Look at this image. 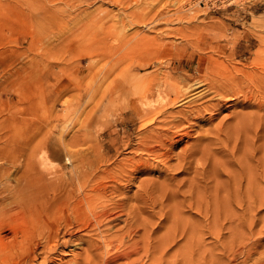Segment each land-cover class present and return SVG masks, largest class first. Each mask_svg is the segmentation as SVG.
<instances>
[{
  "label": "rangeland",
  "instance_id": "obj_1",
  "mask_svg": "<svg viewBox=\"0 0 264 264\" xmlns=\"http://www.w3.org/2000/svg\"><path fill=\"white\" fill-rule=\"evenodd\" d=\"M1 1L8 2L9 0ZM192 1L194 0H35V18L37 22L32 32L27 30L24 22H20L21 19L14 14L12 9H5L0 12L1 51H4L0 94V114L2 115L0 120L1 123L3 122L1 137L3 144L1 142L0 147L1 149L5 148L7 151L9 148L7 142L11 141V136L18 137L17 141H19V145L21 144L19 147H22V149L17 154L20 155L22 153L24 156L20 155V168L16 170V172H19L14 173L16 175L15 178H17L22 173V163L27 156H33L37 153V150L39 151V148L40 150L44 149V145L46 146H44L45 150L48 149L47 151L51 152L49 156L56 162V168L61 169L65 166V153L60 145L61 141L65 140L64 143H67L72 135L77 139L94 140L92 141L93 144L91 142L93 146L89 150L86 147L80 148H83L86 153L95 150L97 155L99 154L98 147L96 149L95 145L97 143L99 146L104 144L105 153L109 157L110 162L108 166H103L101 170L106 168V171L114 172L113 175L115 177L123 172L126 175L119 180L117 179L118 176L116 177V184L119 187L123 185L120 188V193L124 192L122 193L123 195L117 192V197H115V194L110 193L107 196H114L111 198H114L115 201H118L119 197V199H123V196H125V199L127 197L126 200L124 199L125 201L117 202L121 206L116 205L117 209L115 211L121 215L112 224L113 227L117 224L115 228L109 226L112 231L109 230L108 236L113 237L114 234L116 237V234H121L120 236L126 238L129 228H126L128 225H126L127 223L124 220L128 219L130 221L133 219V221H130L133 223L135 218H138L137 222L131 224L134 225L135 238H133V233L135 232L131 233L133 241L130 240V242L132 241L129 243L130 246L126 244L118 248V250L120 252L130 251L138 249L140 246L139 254H136V256L132 255L130 260H119L111 264H124V262L127 263L129 261L132 264H162V260L165 264H183L181 257L175 258L174 256L176 253L183 251L185 238L180 236V232L177 235V248L170 250L174 253H172L173 255H165L166 258L170 256L169 259H166V262L165 257L161 258L162 249L158 250L164 239L163 237L167 235L166 233L171 226L175 225L174 220L176 221V219V224L180 227L177 231L183 227V224L186 226L185 224L188 223L187 225L191 229L190 232L193 231V233L191 232L192 238L194 235L196 241L193 240L195 248L193 247L192 258L188 259L187 264H191V262H193L192 264H220L232 259L233 254H235L236 258L230 264H241L242 259L245 258L247 247L251 244L257 246V252L250 257L247 263L254 264L259 257V253L264 252V206L257 204L256 209L251 211L256 218L250 214L249 208L251 207L248 206L251 201L256 200V203H258L257 201L264 197V195H261V192H264V186H262L264 185V75H262L264 71H261L264 68V59H262L264 58V0H227L226 2L207 3L205 6L199 4L197 7L196 5H191ZM135 76L149 78L151 81L147 79L146 82L149 83L150 81L151 84H153V79H155L154 82L156 80L160 81L164 76L161 81L167 79L172 85H179V88L191 85V82L193 84L196 80L204 79L205 82L211 83L210 90L215 89L207 91L200 99H192L189 102L183 101L182 103L185 106L182 103L174 106L170 104V106L172 105L171 107L167 105L166 107L169 108H167L165 115L162 114L158 119H162L164 116L168 118L166 119L170 122L168 127L160 128L159 123V126L156 124L158 127L156 125H152V127L142 126L148 120L147 118L138 117L130 109L124 110L122 113L115 111L116 101H119V104L121 97H114V100H110L112 96L111 90L116 91L117 84L121 81L123 84L127 77L133 78ZM150 83L144 84V86L147 85L146 88L148 89ZM250 83L251 85H249ZM155 87L156 85L153 88L155 89ZM216 90L224 93L225 96L224 94H214ZM245 90L246 93L244 92ZM236 91L239 93L235 94L236 96H232L233 92ZM157 93H153L154 95L148 92L141 93L143 96H145L144 94L146 96L149 94L147 96L149 101L155 102L151 103L152 106L145 109H160L159 107L162 104L160 102V104H157L156 102ZM110 94L111 96H109ZM208 103H210V106ZM174 108L178 110L179 116ZM171 110L174 111L172 112ZM135 115L136 117H134ZM181 116L183 117L181 118ZM12 117L16 120L13 127H11ZM87 120H89L88 123ZM172 124L171 130L170 126ZM150 129L157 136L158 134L162 135L163 138L162 143H156L157 145L155 143L151 144L152 142L149 141V145H156L153 148L154 151H152L153 149H148V147V151L145 150V145L149 142L146 143L144 138L151 133V131L149 132ZM168 130L169 132H167ZM144 132L145 134H143ZM139 135L145 136L140 137ZM111 137L112 139L116 138L119 142L122 138L121 140L127 142L129 146L127 149H122L119 145H110L109 140H111ZM141 140L146 144L143 143L142 145ZM250 144L252 149H249L251 148ZM139 147L144 149L145 152L140 151ZM99 148V151H101V147ZM209 148L212 150L209 152H212L211 154L213 155L207 152L209 155L205 157L206 150H209ZM76 149L78 150L79 148L77 147ZM247 151L249 152L247 153ZM204 153L205 155H203ZM218 154L219 156H217ZM244 154L248 156L246 157ZM6 155H9V153ZM92 155L93 153L90 154V156ZM90 156H87V158H90ZM198 158L202 159H200L201 162ZM237 158H240V161ZM256 160H259V162ZM241 167L242 170L244 167L245 171L249 170L247 174H256V180H258L256 185L254 182L253 188L257 187V190L258 186H260L258 191L249 187V183L246 182L245 178L246 172L242 171L243 177ZM248 167L254 171L252 170L251 172ZM69 169L63 171L70 175L71 168L69 167ZM114 170L119 172L115 173ZM237 170L240 173H237L238 175L236 174ZM228 173H232L233 176ZM215 175H218V178ZM235 176L240 178H236V181L235 178H232ZM246 177H250L249 174ZM241 178L242 180H240ZM239 180L242 184L239 183ZM13 181L14 179L9 183V186L7 184L6 186L14 187L16 183ZM142 181L143 183H141ZM234 181H236V187L237 184H240L237 189H242L237 192L233 190L234 193L236 192L235 196L233 191H231L236 189ZM107 182L110 185L111 180L110 182L107 180ZM145 182H147V185ZM114 184L113 182L112 185ZM245 184L248 185H246V189H253H250L253 192H249V198L245 195L247 194ZM6 186L2 185L1 187ZM143 187L147 189L144 191ZM243 187L246 190L245 194ZM254 190L261 195L260 198L259 196L257 197ZM141 191L144 193L147 191L146 194L148 195H144ZM174 191L176 192L175 194ZM229 192L232 197H224L229 195ZM238 194L241 195L238 196ZM251 194H254V197ZM189 197H192L193 200H189ZM137 198L138 200L140 198L139 201L141 202ZM223 198H226V200L230 198L226 203L231 206L233 214L235 212L238 217L240 215L243 216L240 218L246 221V223L244 222L245 228L249 226L251 217L254 218H252L255 221L252 225V235L248 227L247 230L242 227L240 231L241 229L248 231L249 233L245 232L248 236L245 235L244 231V234L241 231L245 238L231 239L230 230L228 229L229 227H234V225L230 223L229 219H226V221L223 219L224 215L222 213L224 212L225 214V210L222 207L224 206L219 205V202L224 200ZM245 198L247 201H245ZM144 199L147 200L145 201ZM198 200L202 201V207ZM218 200L219 202L216 204ZM238 200H242L241 204L243 206L237 205ZM212 201L218 206L217 209H223L224 211L218 210V212L220 211L219 213L215 211L216 213L213 212L214 215L212 211L213 209L216 210V208H213ZM144 202L147 203V206H144ZM186 202H190V204L192 202L193 204L190 206ZM122 203L125 205V209ZM131 205L135 207L134 210L136 207H141L136 209L139 215L136 214V210L134 211L132 210L133 208H130L132 207ZM245 205H247L248 210H244L245 208L243 207ZM108 207H111V205ZM126 207L132 211L130 210L129 212ZM205 209H208V213ZM123 210L125 211L124 213H122ZM127 210L129 213L126 212ZM130 214L135 215L134 218H131L130 216L132 215ZM218 214L220 215L219 218L222 217L219 219L222 222L220 221L219 223L224 224L220 240L214 237V232H217V230L212 231L214 222L210 223L212 216H214V221ZM140 221L144 226L141 225ZM124 223L125 225H123ZM119 226L123 228L120 230ZM175 226L177 227V225ZM143 227L144 229L146 228V232L143 231ZM118 229L121 232L125 229L127 231L125 230L126 233L122 234L123 232L121 233ZM142 231L146 233L143 236H141ZM110 232H113V234L111 235ZM81 234L84 235L85 233L81 232ZM92 235L90 237L89 234L84 235V237L87 236L86 240L83 237L86 244L83 242V245L78 246L79 248L76 247V250L73 251L77 253L66 256L58 264H72L71 261L74 258H79L80 254L82 256L84 252H87L86 255L94 253L89 255L90 260H92L90 264H94L95 260V262L98 261L97 264L100 263L99 261L102 262L104 257L100 254L101 251L90 248L92 246L91 241H96V237ZM183 236H186V234ZM145 239L146 241H144ZM217 240L219 243L223 241L225 243H218V245ZM229 240L231 242L235 241L236 247ZM227 242L228 244H226ZM132 243L133 245L131 246ZM134 245L136 246L133 247ZM232 246L234 247L232 249L237 250L230 249ZM147 248L148 250L150 248L149 253ZM98 251L100 252L98 253ZM232 252L235 253L232 254ZM213 257L218 260L213 261Z\"/></svg>",
  "mask_w": 264,
  "mask_h": 264
},
{
  "label": "bare ground",
  "instance_id": "obj_2",
  "mask_svg": "<svg viewBox=\"0 0 264 264\" xmlns=\"http://www.w3.org/2000/svg\"><path fill=\"white\" fill-rule=\"evenodd\" d=\"M219 1H223V2H226L227 0H194L192 1L191 5L193 4L194 6L196 5V7L199 5V4H203L205 6V4L207 3H211V2H219ZM145 5V4H144ZM5 9H12L14 14L17 15L18 18H20V22L23 23L26 25L27 27V30H29L30 32H32L34 30V27L36 25V18H35V0H9L8 2H2L0 0V12L5 10ZM177 12V11H176ZM175 13V12H174ZM178 15V13H177ZM182 15V14H181ZM173 17V16H172ZM181 17V16H180ZM122 22V21H121ZM180 22V21H179ZM195 29V28H194ZM123 30V29H122ZM122 32V31H121ZM168 32V31H167ZM255 32V31H254ZM171 33V32H170ZM173 33V32H172ZM257 33V32H256ZM255 33V34H256ZM248 34V33H247ZM253 35V34H252ZM129 36V35H128ZM254 36V35H253ZM256 36V35H255ZM131 37V36H130ZM135 37V36H134ZM185 38V37H184ZM257 38V37H256ZM17 39V38H15ZM126 39V38H125ZM198 40V39H197ZM138 41V40H137ZM117 43V42H116ZM128 43V42H127ZM195 44V43H194ZM193 44V45H194ZM117 45V44H116ZM198 47V46H197ZM249 47V46H248ZM2 50V47H1V35H0V94H1V86H2V80H1V71L3 70L2 69V66H3V60H2V57H3V52L1 51ZM197 50V49H196ZM203 51V50H201ZM208 51V50H207ZM118 53V52H117ZM209 54V53H208ZM207 54V55H208ZM212 54V53H211ZM5 55V54H4ZM206 55V54H205ZM219 55V54H218ZM6 56V55H5ZM213 56V55H212ZM221 56V55H220ZM156 59V58H155ZM223 59V58H222ZM253 59V58H252ZM264 59V58H262ZM6 60V59H5ZM154 60V59H153ZM157 60V59H156ZM261 60V59H260ZM206 61V60H205ZM253 61V60H252ZM8 63V62H7ZM153 63V62H152ZM221 63V62H220ZM241 63V62H240ZM260 63V62H258ZM144 64V63H143ZM148 64V63H147ZM146 64V65H147ZM210 64V63H209ZM229 64V63H228ZM251 64V63H250ZM5 65V64H4ZM145 65V64H144ZM168 65V64H167ZM231 65V63H230ZM252 65V64H251ZM250 65V66H251ZM149 66V65H148ZM212 66V65H211ZM255 66V65H254ZM196 67V66H195ZM217 67V66H216ZM242 67V66H241ZM247 67V66H246ZM258 67V66H257ZM250 68V67H249ZM158 69V68H157ZM212 69V68H211ZM234 69V68H233ZM244 69V68H243ZM258 69V68H257ZM260 69V68H259ZM159 70V69H158ZM157 70V71H158ZM248 70V69H247ZM252 70V69H251ZM160 71V70H159ZM209 71V70H208ZM258 71V70H257ZM261 71H264V68H262ZM211 72V71H210ZM238 72V71H237ZM159 73V72H158ZM162 73V72H161ZM164 73V72H163ZM169 73V72H168ZM206 73V72H205ZM212 73V72H211ZM235 73V72H234ZM165 74V73H164ZM237 74V73H236ZM3 75V74H2ZM136 75V74H134ZM162 75V74H161ZM209 75V74H207ZM264 75V74H262ZM133 76V75H132ZM205 76V75H204ZM213 76V75H212ZM128 77H131V76H128ZM126 79L125 83H119L116 85L117 89L116 91L115 90H111V94L109 96L110 97V100H114L113 98H119L121 97V102L118 104L119 101H116L117 105H116V109L115 111H120V113H122L124 110H128L130 109L131 111H133L134 113H136V115H138V117H143L144 119L147 118L148 120L142 124V126H151L152 125H158V123L160 124V128H163L165 126H169L170 125V122H168L164 115L166 113V110L167 108L169 107H166L167 105L170 106V104H172L173 106L175 104H178V103H182L183 101L184 102H189L191 101L192 99L196 100V99H200L202 98L205 93H207V91H212L210 90L211 88V83L210 82H205L204 79H199V80H196L194 81V83L192 84L191 82V85L189 84L188 86H185L182 88H179V85L178 86H175L172 85L167 79H163L162 77L160 81H155V79H153V84L150 83V79L149 78H146L144 76H135L133 78H128ZM149 77V76H148ZM152 77V76H150ZM3 78V77H2ZM5 78V77H4ZM156 78V77H155ZM160 78V77H159ZM150 80L149 83V88L147 89V85L144 86V84H149L148 82H146V80ZM174 79V78H173ZM176 79V78H175ZM182 79V78H181ZM238 79V78H236ZM179 80V78H178ZM15 81V79H14ZM17 81V80H16ZM118 81V80H116ZM120 81V80H119ZM118 81V82H119ZM210 81V80H209ZM117 82V83H118ZM182 82V81H181ZM229 82V81H228ZM246 82H248L246 80ZM189 83V82H188ZM115 84V83H114ZM180 84V83H179ZM218 84V83H217ZM227 84V83H226ZM253 84V83H252ZM156 85L155 89L153 88L154 86ZM169 85V86H168ZM184 85V84H183ZM239 85V84H238ZM251 85V83L249 84ZM213 86V85H212ZM233 86V85H232ZM241 86V85H239ZM181 87V85H180ZM217 87V86H215ZM235 87V86H234ZM251 87V86H250ZM114 88V86H113ZM228 88V87H227ZM238 88V87H237ZM247 88V87H245ZM115 89V88H114ZM184 89V90H183ZM209 89V90H208ZM219 90V89H217ZM214 93H218L219 95L221 94H224V93H220L219 91H217ZM239 90V89H238ZM115 91V92H114ZM148 92V93H157V104L160 102L162 105L161 107H159L160 109H148L150 106H152L151 103H155V102H152V101H149L148 99V95L146 96V94H144L145 96L141 95V93L143 92ZM230 91V90H229ZM231 92V91H230ZM246 93V90L244 91ZM243 92V94H244ZM212 93V94H213ZM239 93V92H238ZM237 91L236 92H233V95L232 96H236L237 94ZM217 94V95H218ZM236 94V95H235ZM242 94V93H241ZM14 95V94H13ZM154 95V94H153ZM171 95H173V97H171ZM229 95V94H228ZM231 95V94H230ZM143 96V97H142ZM151 96V95H150ZM213 96V95H212ZM225 96V94H224ZM222 96V97H224ZM244 96V95H242ZM192 97V98H191ZM207 97V96H206ZM219 97V96H218ZM245 97V96H244ZM112 98V99H111ZM154 98V97H153ZM209 98V97H208ZM207 98V99H208ZM228 98V97H227ZM226 98V99H227ZM235 98V97H234ZM238 98V97H237ZM148 99V100H147ZM152 99V98H151ZM155 99V98H154ZM206 99V100H207ZM255 99V98H254ZM117 100V99H115ZM213 100V99H212ZM216 100V99H215ZM246 100V99H245ZM1 101V100H0ZM110 101V102H111ZM155 101V100H154ZM211 102V100H210ZM1 103V102H0ZM159 103V104H160ZM3 104V103H2ZM1 104V105H2ZM183 104V103H182ZM207 104V102H206ZM210 103H208L209 105ZM154 105V104H153ZM171 105V106H172ZM184 105V104H183ZM207 105V106H208ZM216 105V104H215ZM160 106V105H159ZM170 106V107H171ZM185 106V105H184ZM187 106V105H186ZM196 106V105H195ZM210 106V105H209ZM146 107H148L147 109H145ZM156 107V106H155ZM200 107V106H199ZM213 107V106H212ZM217 107V105H216ZM113 108V107H112ZM180 108V107H179ZM178 108V109H179ZM210 108V107H208ZM215 108V107H213ZM1 109V107H0ZM175 109V108H174ZM217 109V108H216ZM155 110H158V111H155ZM170 110V109H169ZM177 110V109H175ZM182 110V109H181ZM200 110V109H199ZM214 110V109H213ZM218 110V109H217ZM172 111V110H171ZM174 111V110H173ZM172 111V112H173ZM202 111V110H201ZM204 111V110H203ZM1 112V111H0ZM205 112V111H204ZM119 113V114H120ZM169 113V112H167ZM177 113H178V110H177ZM198 113V112H196ZM210 113V111H209ZM215 113V112H214ZM94 114V113H93ZM114 114V113H113ZM126 114V113H125ZM162 114H164L162 117V119H158L159 116H161ZM13 115V114H11ZM91 115V114H90ZM136 115L134 117H136ZM167 115V114H166ZM170 115V114H169ZM176 115V114H175ZM181 115V114H180ZM1 114H0V118H1ZM178 116H179V113H178ZM185 117V115H183ZM181 116V118L183 117ZM118 117V116H117ZM13 118V117H12ZM116 119V118H115ZM174 119V118H173ZM193 119V118H191ZM197 119V118H196ZM4 120V119H3ZM137 120V119H136ZM160 120V121H159ZM89 120H87V123H88ZM167 121V122H166ZM179 121V120H178ZM201 121V120H200ZM16 122L15 118H13L11 120V127L14 126V123ZM124 122V121H123ZM174 122V121H173ZM183 122V120H182ZM7 123V122H6ZM105 123V122H104ZM172 123V122H171ZM175 123V122H174ZM192 123V122H191ZM84 125V124H83ZM89 125V124H88ZM103 125V124H102ZM113 125V124H112ZM138 125V124H137ZM156 125V126H157ZM176 126V124H174ZM155 126V127H156ZM157 126V127H158ZM180 127V125H178ZM3 127V122L1 123V120H0V145H1V142H2V137H1V129ZM101 127V126H100ZM172 127H173V124L172 126H170L171 130H172ZM182 127V126H181ZM76 128V127H75ZM147 128V127H146ZM113 129V128H112ZM166 129V128H164ZM169 129V128H168ZM158 130V129H157ZM176 130V129H175ZM174 130V131H175ZM151 131V129L149 130V132ZM155 131V130H153ZM162 131V130H161ZM160 131V132H161ZM156 132V131H155ZM159 132V131H158ZM164 132V131H162ZM161 132V134H162ZM169 132V130L167 131ZM217 132V131H216ZM222 132V131H221ZM111 133V132H109ZM148 133V132H147ZM175 133V132H174ZM88 134V133H87ZM112 134V133H111ZM145 134V132L143 133ZM165 134V133H164ZM181 134V133H180ZM15 135V134H14ZM169 135V134H168ZM207 135V134H206ZM213 135V134H212ZM215 135V134H214ZM218 135V134H217ZM81 136V135H80ZM140 136V135H139ZM142 136H145V135H142ZM140 136V137H142ZM210 136V135H209ZM50 137V136H49ZM48 137V138H49ZM117 137V136H116ZM138 137V136H137ZM172 137V136H170ZM234 137V136H233ZM11 141L10 142H7V145H9L8 147V150L6 151V149H1L0 147V264H58V262L61 263V261L68 255L70 254H75L77 252H73L74 250H76V247L78 246H81L83 245V242L84 240H86V237H84V235H87L89 234V237L91 234H93L95 237H92V238H95L96 241H91V247L90 248H94L93 250H100L98 251V253L100 252L101 255H103L102 257H104V259H102V262L99 261L101 264H111V263H116L117 261L119 260H130V257L133 255L136 256V254L138 255L139 253V248L140 246L138 247V249H133V250H130V251H122L120 252L118 250V248L122 247V246H125L126 244H129L133 241L132 239V235L131 233L135 232L134 231V225H131L133 224L134 222H137V219L138 218H135L134 222L131 223L130 221L133 219H131L130 221L126 218V220H124V222L126 221V228L128 227L129 230L127 231V229H125L127 231V236L126 238L125 237H122L120 236V230L121 228L123 227H120V232L118 234L115 233V231H113L115 234H116V237L115 235L113 234V232L111 233V235L113 234V237H109L108 236V233H109V230L112 231V229H110L109 226L113 227L112 224L115 223L114 221H117L119 219V215H121L120 213L118 214L117 211H115L117 209V206L118 205V201H125L127 199H125V196H123L122 198L123 199H119L118 198V201H115L114 198H111V197H114V196H107L108 193L110 194H115V197L116 196V193L119 192L118 194H122L120 193L121 189L123 187H119L118 184H116V181L117 179H123L126 175H125V172L121 173L120 175L118 174L116 177L115 175H113L114 172L110 173L109 171L110 170H107L106 171V168L101 170L103 168V166L107 165L108 166V163L110 162V159L108 156H106V153H105V149H104V144H100V146L98 145V143L95 145L96 149L98 147V155L97 153H95L96 151L92 150L91 152H84L83 151V148H80V147H86L87 150H89L90 148H92V144L94 140H86V139H80V138H75L73 135L71 136L70 140L67 141V143L64 141H61L60 142V145L63 147V150H64V156H65V166L61 169H58L56 168V162L53 161L51 159V157L49 156L51 154V152L49 153L47 150H45V147L43 146L44 149H41L39 148V151L37 150V153L34 154L33 156H30L27 158L26 157H22V158H26L23 163H22V166H23V170H22V173H20L19 177L14 174L16 172V170H18L20 167V155H23L22 153L19 155L17 154L18 152H21L20 150L22 149V147H19V141H17V138L15 137H12L11 136ZM125 138V137H124ZM173 138V137H172ZM226 138V137H225ZM229 138V137H228ZM98 139V138H97ZM122 139V138H121ZM120 139V142L114 138L112 139L111 137V140H109V144H113V145H116V146H121L122 149H127V147L129 146V144H127V142L123 141ZM142 139V138H141ZM146 140V143L147 142H152L151 144H158V143H162V135H159L158 136L156 135V133L154 134V132L151 131L150 134L146 135V137L144 138ZM143 139V140H144ZM170 139V138H168ZM224 139V138H223ZM61 140V139H60ZM128 140V139H127ZM214 140V139H213ZM227 140V139H225ZM223 140V141H225ZM230 140V139H229ZM238 140V139H237ZM206 141V140H205ZM219 141V140H218ZM228 141V140H227ZM245 141V140H244ZM92 142V144H91ZM142 142V140H141ZM150 142L145 145L146 146V149L148 151V149H153L154 147H156V145L154 146H151L149 145ZM221 142V141H220ZM226 142V141H225ZM231 142V141H230ZM5 143V141H4ZM31 143V142H30ZM64 143V144H63ZM106 143V142H105ZM143 143L145 142H142V145ZM145 143V144H146ZM209 143V142H208ZM237 143V141H236ZM235 143V144H236ZM251 143V142H250ZM3 144V142H2ZM95 144V142H94ZM131 144V143H130ZM165 144V143H164ZM170 144V143H168ZM206 144V143H205ZM210 144H212V142H210ZM228 144V143H227ZM246 144H248L246 142ZM33 145V144H32ZM197 145V144H195ZM203 145V143H202ZM201 145V146H202ZM208 145V144H207ZM244 145V143H243ZM251 145V144H250ZM5 146V145H4ZM205 146V145H204ZM210 146V145H209ZM212 146V145H211ZM218 146V145H217ZM225 146V145H224ZM27 147V146H26ZM25 147V148H26ZM48 147V146H47ZM53 147V146H51ZM79 148L78 150L76 148ZM101 147V151L100 148ZM148 147V149H147ZM193 147V146H192ZM195 147V146H194ZM216 147V146H215ZM221 147V146H220ZM230 147V146H229ZM235 148V146H233ZM250 147V146H249ZM24 148V146H23ZM136 148V147H135ZM165 148V147H164ZM240 148V147H239ZM257 148V146H256ZM56 149V148H55ZM73 149V150H72ZM134 149V148H133ZM140 151L142 150L143 152L144 149L140 148ZM138 149V150H139ZM185 149V148H183ZM192 149V148H191ZM206 149V147H205ZM249 149H252V145H251V148ZM260 149V148H259ZM24 150V149H23ZM26 150V149H25ZM116 152H117V148L115 149ZM208 150V149H207ZM206 150V156L211 154L209 151L211 150L209 148V150L207 151ZM223 150V149H222ZM248 150V149H247ZM28 151V150H27ZM34 151V150H33ZM55 151V150H54ZM133 151V150H131ZM154 151V149L152 150ZM183 151V150H182ZM212 151V150H211ZM216 151V150H215ZM214 151V152H215ZM232 151V150H231ZM246 151V150H245ZM250 151V150H249ZM247 151V153L249 152ZM25 152V151H24ZM134 152V151H133ZM138 152V151H136ZM161 152V151H160ZM201 152V151H200ZM209 154H208V153ZM213 152V153H214ZM218 152V151H217ZM252 152V151H251ZM4 153H9V155H4ZM56 153V152H54ZM53 153V154H54ZM86 153V154H85ZM92 156H90V154H92ZM148 153V152H147ZM157 153V152H156ZM193 153V152H192ZM254 153V152H253ZM29 154V153H28ZM184 154V153H183ZM195 154V153H194ZM58 155V154H57ZM205 155V153L203 154ZM213 155V154H211ZM210 155V156H211ZM222 155V154H221ZM220 155V156H221ZM246 157L248 155L244 154ZM24 156V155H23ZM56 156V155H55ZM87 156H90V158H87ZM209 156V157H210ZM215 156V155H214ZM219 156V154L217 155ZM230 156V155H229ZM244 156V157H245ZM252 156V155H251ZM125 157V156H124ZM133 157V156H132ZM156 157V156H155ZM196 157V156H195ZM204 157V156H203ZM205 160V158H203ZM227 157V156H226ZM238 157V156H237ZM255 157V156H254ZM257 157V156H256ZM122 158V157H120ZM126 158V157H125ZM183 158V157H182ZM252 158V157H251ZM128 159V158H127ZM126 159V160H127ZM180 159V157H179ZM178 159V160H179ZM199 161L201 158H198ZM201 159V160H202ZM207 159V158H206ZM215 159V158H214ZM217 159V158H216ZM239 161H240V158H237ZM242 159V158H241ZM253 159V158H252ZM258 159V158H257ZM23 160V159H22ZM182 160V159H180ZM186 160V159H185ZM203 160V161H204ZM226 160V159H225ZM230 160V159H229ZM261 160V159H260ZM128 161V160H127ZM137 161V160H135ZM134 161V162H135ZM147 161V160H146ZM183 161V160H182ZM197 161V160H196ZM202 161V162H203ZM252 161V160H251ZM259 162V160H256ZM22 162V161H21ZM117 162V161H116ZM144 162V160H143ZM166 162V161H165ZM186 162V161H185ZM198 162V161H197ZM201 162V161H200ZM206 162V161H204ZM228 162V161H227ZM226 162V163H227ZM262 162V161H260ZM150 163V162H149ZM162 163V162H161ZM231 164V162H229ZM238 163V162H237ZM254 163V162H253ZM117 164V163H116ZM178 164V163H177ZM239 164L242 165V163L239 162ZM244 164V163H243ZM166 165V164H165ZM229 165V164H228ZM233 165V164H231ZM240 165V166H241ZM245 165V164H244ZM260 165V164H259ZM262 165V164H261ZM114 166V165H113ZM117 166V165H116ZM180 166V164H179ZM243 166V165H242ZM246 166V165H245ZM58 167V166H57ZM69 167L71 168V171H70V175H68V173L66 174L63 170H67L69 169ZM124 167V166H123ZM232 167V166H231ZM247 167V166H246ZM141 168V167H140ZM245 168V167H244ZM243 168V170H244ZM249 168V167H248ZM111 169V167H110ZM139 169V168H138ZM251 170V168H249ZM257 169V168H256ZM70 170V169H69ZM117 170V169H116ZM116 170L115 173H118ZM164 170V169H163ZM242 170V167H241V172L243 171ZM253 170V169H252ZM251 170V172H252ZM113 171V170H112ZM132 171V170H131ZM189 171V170H188ZM239 170H237L236 174L239 173L238 172ZM247 171L249 170H244V172H246V176L249 174L250 177H246V182L249 183V187H252L253 188V184L255 182V185H256V174L254 173H248L247 174ZM254 171V170H253ZM19 172V171H18ZM16 172V173H18ZM128 173V172H127ZM233 173H235L233 171ZM256 173V172H255ZM258 173V172H257ZM228 174H231L232 173H228ZM234 174V175H236ZM240 174V173H239ZM242 176H243V172L241 173ZM253 174V175H252ZM260 174V173H259ZM15 175V176H14ZM189 175V174H188ZM238 175V174H237ZM236 175V176H237ZM261 175V174H260ZM217 178H218V175H215ZM233 176V175H232ZM232 177V178H235V180L237 181L238 178H240L239 176L238 177ZM230 177V176H229ZM228 177V178H229ZM244 177V176H243ZM170 178V177H169ZM213 178V177H212ZM237 178V179H236ZM244 178V179H245ZM262 178V177H261ZM12 179H14L16 185L14 184V187H8L9 186V183L12 181ZM220 179V178H219ZM107 180H111L110 182V185H108V182ZM221 180V179H220ZM225 180V179H223ZM227 180V179H226ZM242 180V178L240 179ZM240 180H239V183H240ZM13 181V182H14ZM150 181V180H149ZM148 181V183H149ZM234 181V186L236 185ZM91 182H93L92 184H90ZM113 182L116 184L112 185ZM168 182V181H167ZM221 182V181H220ZM243 182V181H242ZM245 182V183H246ZM112 183V184H111ZM143 183V181L141 182ZM147 182H145L146 184ZM215 183V182H214ZM223 183V182H222ZM244 183V182H243ZM247 183V184H248ZM6 184L8 186H6ZM143 184V185H145ZM166 184V183H165ZM242 184V183H240ZM240 184H237V187L238 185ZM245 184V189L247 188ZM6 186V187H1V186ZM20 185V187H19ZM118 185V186H117ZM147 185V184H146ZM219 185V184H218ZM254 185V186H255ZM259 185V183H258ZM141 186V185H140ZM139 186V187H140ZM169 186V185H167ZM180 186V185H178ZM215 186V185H214ZM248 186V185H247ZM264 186V185H262ZM236 187V186H235ZM233 187V188H235ZM230 189L231 191H241L239 190L240 188L237 189ZM241 187V186H240ZM260 186H258V189H259ZM9 188V189H8ZM141 188V187H140ZM179 188V187H178ZM250 188V189H252ZM257 188V187H256ZM256 188H253L256 190ZM144 189V187L142 188ZM145 189H147L145 187ZM144 189V191H145ZM176 189V188H175ZM244 189V187H243ZM244 189V194H245V191L247 192V194L245 195H249L250 189ZM258 189L256 191H258ZM262 189V188H261ZM140 190V189H139ZM229 190V191H230ZM249 190V191H248ZM254 190V193H256V191ZM177 191V190H176ZM230 191V192H231ZM233 191V195L235 196L236 192L234 193ZM260 191V190H259ZM262 191V190H261ZM143 192V191H141ZM230 192H229V195H226L224 197L227 198L230 197ZM253 192V191H252ZM251 192V193H252ZM144 193V192H143ZM147 193V191L144 193V195ZM176 192L174 191V194ZM259 193V192H258ZM4 194V196L1 197V195ZM126 194V193H125ZM139 194V193H138ZM173 194V193H172ZM242 194V193H241ZM241 194H238V196H240ZM243 194V195H244ZM123 195V194H122ZM121 195V196H122ZM148 195V194H146ZM189 195V194H188ZM252 195V194H251ZM250 195V196H251ZM254 195V194H253ZM252 195V196H253ZM261 195H264V192H261ZM260 194H257V197L261 196ZM127 196V194H126ZM133 196V195H132ZM143 196V195H141ZM177 196V195H175ZM191 196V195H189ZM251 196V197H252ZM144 197V196H143ZM149 198V196H147ZM215 197V196H214ZM232 197V196H231ZM242 197V196H241ZM254 197V196H253ZM147 198V199H148ZM198 198V197H197ZM202 198V197H201ZM199 198V199H201ZM226 198L224 200H226ZM249 198V196H248ZM258 198V199H259ZM125 199V200H124ZM146 199V200H147ZM193 198L192 197H189V200ZM230 200V198H228ZM227 199V200H228ZM235 199V198H234ZM253 199H256V198H253ZM260 199H261V202H260ZM256 203V200L255 201H251L250 204L248 206H250L251 208H249L250 212L255 210L256 209V205H260V206H264V197L260 198ZM117 200V199H116ZM136 200V199H135ZM138 200V198H137ZM140 200V198H139ZM138 200V201H139ZM145 200V199H144ZM145 200V201H146ZM191 200V201H192ZM223 200V201H224ZM224 201L223 204H221V202H219V200L216 202V204H218V202L220 203L219 205H222L224 207V210H225V214L224 212L222 213L224 215L223 219L226 221V219H229L230 220V223H232L234 225V227L230 228L228 230H230L229 234L231 235L230 237H232L231 239H234L235 238H241L243 237V234L246 232L247 230V227L249 228V231H251V235H252V225L254 224V215H253V212H251L250 214L254 217H251V222L249 224V226H247L245 228V223L246 221H243L242 218L240 217H243L242 215H240V217L237 216V214L234 212V214L232 213V210H231V206L228 205L226 202ZM232 200V199H231ZM249 200V199H248ZM252 200V199H251ZM196 201V200H195ZM205 201V200H204ZM236 201H237V198H236ZM245 201H247V199L245 198ZM244 201V202H245ZM141 202V201H139ZM148 202V201H147ZM155 202V201H154ZM193 202V201H192ZM191 202V204H193ZM198 202L201 204V200ZM207 202V201H206ZM230 202V201H229ZM228 202V203H229ZM242 200H238L237 202V205H239L240 207L243 206L241 204ZM243 202V203H244ZM120 203V202H119ZM187 204L190 202H186ZM198 203V204H199ZM213 203V201H212ZM232 203V202H231ZM249 203V202H248ZM247 203V204H248ZM121 204V203H120ZM139 204H142V203H139ZM138 204V205H139ZM145 204L144 206H147L146 204L147 203H143ZM190 204V206H191ZM196 204V202H195ZM213 203V208H216V210L213 209L212 213H219L218 210H221V211H224L223 209H217V205ZM230 204V203H229ZM236 204V203H235ZM111 207H108L110 206ZM197 205V204H196ZM195 205V206H196ZM203 204H201V207H202ZM255 205V207H253ZM119 206V205H118ZM121 206V205H120ZM119 206V207H120ZM122 206L124 207L125 205H123L122 203ZM127 206V205H126ZM132 206V205H131ZM133 206H135L133 204ZM130 207V208H133L132 210H134L135 207ZM140 206V205H139ZM177 206V205H176ZM210 206V205H209ZM230 206V207H229ZM246 206V207H245ZM243 208H245L244 210H248V207L247 205H245ZM123 207H121L123 209ZM128 207V206H127ZM126 207V208H127ZM143 207V206H142ZM177 207H180V206H177ZM182 207V206H181ZM194 207V206H193ZM198 207H200V205H198ZM204 207V206H203ZM221 207V206H220ZM138 207H136L137 209ZM141 208V207H139ZM138 208V209H139ZM175 208V207H174ZM207 208H208V205H207ZM242 208V209H243ZM247 208V209H246ZM259 208V206H258ZM125 209V207H124ZM128 209V208H127ZM135 209V210H136ZM182 209V208H180ZM179 209V210H180ZM200 209V208H198ZM121 210V209H120ZM129 212L131 209H128ZM128 210L126 211L127 213ZM131 210V211H132ZM134 210V211H135ZM143 210V209H142ZM201 210V209H200ZM206 211L208 209H205ZM204 210V211H205ZM133 211V212H134ZM137 211V210H136ZM144 211V210H143ZM143 211H140V212H143ZM205 211V212H206ZM216 211V212H215ZM125 211L123 210L122 213H124ZM186 212V211H185ZM247 212V211H246ZM256 212V211H255ZM254 212V213H255ZM182 213V212H180ZM208 213V211H207ZM213 213V214H214ZM243 213V211H242ZM248 213V212H247ZM257 213V212H256ZM118 214V216H117ZM136 214H138V211L136 212ZM144 214V213H143ZM212 214V215H213ZM126 215V214H125ZM132 215V214H130ZM128 215V216H130ZM139 215V214H138ZM142 215V214H141ZM215 215V214H214ZM221 215V213H220ZM219 214L215 217L214 221H213V218L214 216H212V221H210V223L212 224L213 222V226H212V231L214 232V230H217V232H214L215 236L217 239L220 240V236H221V232H222V229H223V225L224 224H220L219 222L222 220H219L221 218H219L220 216ZM245 215V213H244ZM249 215V213H248ZM127 216V218H128ZM133 216V217H132ZM130 216L131 218H134L135 215H132ZM247 216V215H245ZM256 216V215H255ZM126 217V216H125ZM137 217V215H136ZM140 217V216H138ZM147 217V216H146ZM145 217V218H146ZM149 218V217H148ZM253 218V219H252ZM145 221V219H143ZM142 220V222H144ZM246 220V219H245ZM130 223H129V222ZM180 221V220H179ZM178 221V222H179ZM224 221V222H225ZM122 222V221H121ZM141 222V221H140ZM141 222V225L143 224ZM151 222V221H150ZM177 222V219L176 221L174 220V223L175 225H177V227L175 225H173V227L171 226V228L169 229V231L166 233L167 235L164 236L159 248V249H162L161 251V258L163 259L165 257V255H171L173 252H171L172 250L171 249H174L175 247L177 248L176 244H177V235H178V232H180V236H182V238H185V243H183V251L180 253H176L174 256L175 258H177L178 256L182 258V261H183V264H187V261L188 259L190 260L192 258V254H193V247L195 248V246L193 245V242L195 241V237L193 235V238H192V235H191V232L193 233V231L190 232V227H188V223L185 224L187 226V229H186V226H184L183 224V227H181V229H179L177 231L178 228V224H176ZM245 222V223H244ZM193 223V222H192ZM244 223V225H243ZM145 224V223H144ZM152 224V223H151ZM180 224V222H179ZM191 224V223H190ZM194 224V223H193ZM117 225V224H116ZM115 225V227H116ZM125 225V223L123 224ZM140 225V223H139ZM157 225V224H156ZM122 226V225H121ZM144 226V225H142ZM148 226V225H146ZM113 227V228H115ZM132 227H133V230H132ZM136 227V226H135ZM245 228L246 230H242V233L244 231V233L242 234L241 231H240V228ZM196 228V227H195ZM210 228V227H209ZM140 229V227H139ZM144 229V227H143ZM146 229V228H145ZM145 229L143 230L144 232ZM148 229V228H147ZM115 230V229H114ZM124 230V231H125ZM194 230V229H193ZM209 230V229H208ZM226 230V228H225ZM227 230V231H228ZM117 231V230H116ZM122 231L121 233L124 234L126 233V231L124 232ZM138 231V230H137ZM142 231V234L141 236H143V234H146ZM211 231V233H212ZM81 232H84L85 234L82 235ZM150 232V230H149ZM198 232V231H197ZM140 233V232H139ZM246 233H249L248 231ZM245 233V235H247ZM80 234V235H79ZM134 234V237L135 238V233ZM184 234H186V236H183ZM196 234V233H195ZM92 235V236H93ZM138 236V235H137ZM248 236V235H247ZM246 236V237H247ZM250 236V235H249ZM83 237L85 238L83 240ZM88 237V238H89ZM222 237V236H221ZM143 238V237H142ZM245 238V237H243ZM242 238V239H243ZM128 239V240H126ZM144 239V238H143ZM143 239H142V242H143ZM148 239V238H147ZM248 239V238H246ZM130 240H132L130 242ZM194 240V241H193ZM90 241V240H88ZM87 241V242H88ZM146 241V239L144 240ZM216 241V240H215ZM218 241V240H217ZM222 241V240H221ZM227 241V240H226ZM231 242V240H229ZM259 241V240H258ZM140 242V241H139ZM181 242V241H180ZM196 242V241H195ZM224 242V241H223ZM223 242H220V243H223ZM233 242V241H232ZM231 242V243H232ZM85 243V242H84ZM148 243V242H147ZM219 243V241L217 242V244ZM219 243V244H220ZM225 243V242H224ZM234 245H235V241L233 242ZM86 244V243H85ZM142 244V243H141ZM144 244V243H143ZM146 244V243H145ZM195 244V243H194ZM216 244V243H214ZM216 244V246H217ZM218 244V245H219ZM228 244V242L226 243ZM256 244V243H255ZM133 245V243L131 244V246ZM137 245V244H136ZM136 245H134L133 247H135ZM149 245V244H148ZM230 245V244H229ZM259 245V244H258ZM87 246V245H86ZM127 246H130L127 245ZM138 246V245H137ZM179 246V244H178ZM223 246V245H222ZM221 246V247H222ZM226 246V245H224ZM231 246V245H230ZM143 247V246H142ZM161 247V248H160ZM236 247V245L234 246ZM233 246L230 248H234ZM79 248V247H78ZM175 248V249H176ZM182 248V247H181ZM215 248H218V247H215ZM246 248V247H245ZM248 249L246 250L245 252V258L242 259V262L241 264H248L247 261L249 262L250 260V257L255 254L257 251V246L254 245V244H251L250 246L247 247ZM86 249V248H85ZM88 249V248H87ZM224 249V248H223ZM221 249V250H223ZM229 249V250H230ZM150 250V248H149ZM149 250L147 248V251L149 253ZM171 250V251H170ZM180 250V249H179ZM196 250V249H195ZM232 250H237V249H232ZM230 250V251H232ZM82 251V250H81ZM86 251V250H85ZM90 251V250H89ZM88 251V252H89ZM146 251V252H147ZM209 251V250H208ZM239 251V250H238ZM169 252V253H167ZM171 252V253H170ZM175 252V251H174ZM196 252V251H195ZM82 253V252H80ZM87 253V252H86ZM86 253H82V256L80 254V257L79 258H74L71 262L72 264H81L82 261L83 263L82 264H90L92 260H90V257L89 255H91L92 253L86 255ZM96 253V252H95ZM158 253V251H157ZM235 253V252H232V254ZM244 253V252H243ZM94 254V253H93ZM92 254V255H93ZM174 254V253H173ZM172 254V255H173ZM84 255V256H83ZM86 255V256H85ZM96 255L98 256V254L96 253ZM224 255V254H223ZM243 255V254H242ZM74 256V255H73ZM72 256V257H73ZM76 256V255H75ZM77 256H79L77 254ZM146 256V255H145ZM160 256V255H159ZM213 256V255H211ZM225 256V255H224ZM222 256V257H224ZM71 257V256H70ZM81 257L85 258L84 260L81 259ZM101 257V258H102ZM142 257V256H141ZM170 257V256H169ZM165 257V262L167 261L166 259H169ZM217 257V256H216ZM234 257V258H233ZM233 257L232 259L228 260L227 262L224 261V263L222 262V260L219 259V261H221L222 263L220 264H230L233 260H235V254H233ZM257 257V256H256ZM69 258V257H68ZM92 258V257H91ZM95 258V257H94ZM101 258H98V259H101ZM158 258V257H157ZM174 258V257H173ZM214 258V257H213ZM221 258V256H220ZM227 258V257H226ZM159 259V258H158ZM171 259V258H170ZM180 259V258H179ZM223 259V258H222ZM133 260V259H132ZM140 260V259H139ZM143 260V259H141ZM178 261V259H176ZM195 260V259H194ZM218 259H215L213 261H217ZM81 261V262H80ZM96 261V260H95ZM94 261V264L97 262ZM154 261V260H153ZM130 262V261H129ZM127 262L124 264H132V262ZM154 262H157V261H154ZM153 262V263H154ZM170 262H172L170 260ZM174 262V261H173ZM181 262V260H180ZM99 263V264H100ZM138 263V262H137ZM193 262H191L192 264ZM93 264V263H92ZM118 264V263H117ZM123 264V263H121ZM162 264H165L162 260ZM175 264V263H174ZM180 264V263H178ZM206 264V263H205ZM214 264V263H213ZM217 264V263H216ZM251 264V263H250ZM254 264H264V252H260L259 253V257L257 258V261L254 262Z\"/></svg>",
  "mask_w": 264,
  "mask_h": 264
}]
</instances>
